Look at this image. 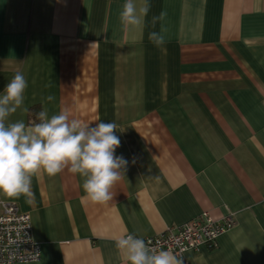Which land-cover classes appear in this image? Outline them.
<instances>
[{
    "label": "crops",
    "instance_id": "obj_1",
    "mask_svg": "<svg viewBox=\"0 0 264 264\" xmlns=\"http://www.w3.org/2000/svg\"><path fill=\"white\" fill-rule=\"evenodd\" d=\"M123 3L0 0V92L17 71L28 81L10 121L67 108L115 122V155L128 161L104 203L82 199L83 178L67 169L34 177L31 197L0 193L29 214L41 247L21 264H123L122 235L204 213L233 225L183 264H264V0H150L134 30L118 20ZM161 24L157 48L148 33Z\"/></svg>",
    "mask_w": 264,
    "mask_h": 264
},
{
    "label": "clouds",
    "instance_id": "obj_2",
    "mask_svg": "<svg viewBox=\"0 0 264 264\" xmlns=\"http://www.w3.org/2000/svg\"><path fill=\"white\" fill-rule=\"evenodd\" d=\"M150 0H124L118 20L125 30L140 29L148 23ZM166 12L151 18L155 28ZM159 31L148 33L157 48L165 43ZM28 81L17 71L0 92V193L10 198L31 197L32 180L41 173L55 176L65 169L83 178L82 199L104 203L113 199L112 187L125 174L128 161L115 155L120 146L115 122L87 124L72 117L67 108L49 116L47 110L36 114L38 122L27 125L10 117L24 104ZM54 100L52 95L46 97ZM120 131V130H119ZM123 264H183L170 249L149 247L144 239L127 233L115 240Z\"/></svg>",
    "mask_w": 264,
    "mask_h": 264
},
{
    "label": "built area",
    "instance_id": "obj_3",
    "mask_svg": "<svg viewBox=\"0 0 264 264\" xmlns=\"http://www.w3.org/2000/svg\"><path fill=\"white\" fill-rule=\"evenodd\" d=\"M232 225L230 216L216 221L204 213L144 240L149 247L170 249L183 258L186 251L215 247L217 236ZM40 255V244L32 237L29 214L15 203L0 198V264L36 263Z\"/></svg>",
    "mask_w": 264,
    "mask_h": 264
}]
</instances>
